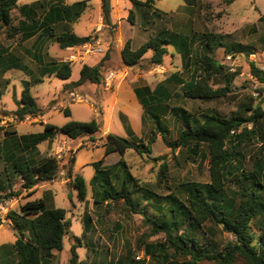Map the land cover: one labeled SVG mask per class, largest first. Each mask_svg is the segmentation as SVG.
Listing matches in <instances>:
<instances>
[{
	"label": "rangeland",
	"instance_id": "374dc122",
	"mask_svg": "<svg viewBox=\"0 0 264 264\" xmlns=\"http://www.w3.org/2000/svg\"><path fill=\"white\" fill-rule=\"evenodd\" d=\"M79 1L83 0H18L17 6L27 5L31 7L34 5L32 7L34 15L30 16L34 18V22H40L44 11H48L54 4L70 6ZM137 1L143 3L146 0ZM153 1L150 8H145L142 6L135 7L131 0H108L110 12L108 18L105 19L101 9V0H90L89 7L75 23L59 24L54 33L70 32L69 28L72 26V32L75 35L85 38L84 44L97 42L99 45L96 48H99L101 53L96 55L87 54L82 57V60L79 59L71 63V77L66 81L53 78L52 83L43 82L31 87L30 93L34 98H37L38 105L46 107L48 102L55 96L52 94H54L55 89H58L59 84L78 80L79 71L83 65H95L101 62L102 82L108 73L113 72L116 74L115 81L126 80L133 76L135 86H148L149 90L163 84L171 93L167 105L170 108L183 109L197 120H201L203 115L213 113L226 118L237 113L246 118L251 114V111L243 112L242 105H247L250 101L252 108L259 107L264 113V83H259L253 78L249 70V63L251 62L264 73V45L260 43V39L264 38V0ZM130 13L132 16L131 22L128 20ZM11 18V27H17L19 22L23 20L17 10L12 11ZM8 30L9 27L4 28L0 24V49L7 48L12 52L10 54L12 57L22 56V51H33L31 45L35 38L20 42L19 34L8 35L10 34V30ZM161 31L178 33L186 37L194 34L198 35L192 52H189L188 62H186L187 67L185 61L171 46L166 47L167 54L163 56L160 65L153 66L150 64L152 54L150 51L144 55L143 60L138 65L131 68L123 65L120 53L126 42L129 43L131 50H136L150 38L156 37ZM202 34L218 36L221 45L243 48V53L229 54L225 52L223 46L217 43L209 51L208 56L222 69L219 74H214L207 81V84L212 89H228L224 97L209 102L185 98L180 84L173 80L166 81L173 74L179 75V78L185 83L190 81L194 66L192 64L193 60L202 54L199 50L205 42ZM52 42L54 40L45 45L44 43L40 45L41 47L44 45L42 51H49L50 56L55 51H61ZM74 49L72 51L79 50ZM79 51H82V49ZM245 52H250V54L245 56ZM59 54L65 55L61 52ZM22 63L26 64L28 70L30 66L31 68L35 66V62H32L28 57H23ZM200 73L198 71L199 75ZM26 75L27 73L23 69L0 73V144L6 143L14 135V127H17V133L33 132L35 134L36 131H44V127L34 119L36 117H26L21 121L23 123L19 124L20 121H15L8 113L16 108L15 101L20 99L21 92L25 87L23 81H29L30 77ZM231 75H233L232 78ZM33 76L38 78L35 72ZM79 97L81 99L86 98L88 104H86L87 106L78 103L72 105V118H85V122H88L89 117L92 116L88 107H92L95 112L101 111L98 100L96 96L84 97V95H80ZM111 102L112 100L108 99L105 106L102 107L104 120L107 119ZM55 104L58 106L62 104V101L59 100ZM66 104L65 102L62 105ZM2 108H5L4 111L1 110ZM6 109H8V112ZM50 111L45 110L43 116L50 119V122L54 125L62 124L65 120L71 119L70 116L66 117L64 115L63 110L55 113ZM151 121L150 116L143 119L141 134L139 133L140 138L135 136L130 138L134 143L141 142L148 145L149 154L141 155L133 150H128L121 157L116 153L108 158L106 157L107 160H104L103 163L113 165L120 159L124 161L131 177L137 181L138 185L152 193L147 194L152 197L151 200L143 201L141 199V204L135 212L125 206L122 201H108L93 205L89 187V179L91 178L89 176L94 174L92 167L82 170L81 175L85 180L87 194L85 200H79L77 191L72 186L74 179V174L72 175L73 146L80 145L79 148H86L87 146L92 148L95 145H101L102 140L98 138L99 133L93 138L84 137L78 140L59 138L55 148L57 151L52 152L50 156L55 158L58 163L57 179L39 184L32 190V193V191L22 190V181L16 178L13 179L10 190L0 193V264H12L15 261L11 248L16 239V230L10 220L7 219V213L11 211L18 213L20 206L24 203L38 199L47 200L50 197L54 199L56 208L66 211L65 220L70 223V232L74 235L80 237L83 228V216L86 215L90 218L91 223L89 225L94 231V242L98 244L100 241H106L108 245L105 257L109 258L108 264H125L128 257H132L134 260L138 257V264L183 262V257L173 258L170 250L166 253L156 251L151 258L145 256L144 248L146 246L162 243L165 239L162 233H152L151 226L146 221L145 216L151 219L159 217V211L166 207L161 197H165L170 193L180 200H185L186 194L183 192L185 189L183 190L181 185L186 183H197L199 185L209 183V158L205 149H201L197 156H193L187 149L177 148L172 150L166 146L165 140L168 142L176 140L178 132L184 127L181 120L172 111H167L166 114L161 116V128L159 129ZM112 122V134L125 138L123 123L117 112H114ZM244 128L247 131L253 130V134L244 136L239 149L243 157V159H240L242 172L249 174L258 158L264 160V117L259 120L255 127H252V124H243L237 132H241ZM160 129L165 131L163 135L165 140L162 139ZM70 142L76 143L68 148L67 145ZM79 142L81 143L79 144ZM225 147L230 150V143L227 142ZM92 153L94 157L98 158L101 151L96 149ZM30 158L41 159L38 152L35 153L33 149L27 153V159ZM12 172L13 169H10L9 173L13 174ZM68 172H70L71 177ZM236 177L227 184L223 191L225 199L234 202H236L235 194L237 191L241 187L247 188L249 186L248 181H244L240 176ZM111 182L118 187V181L112 179ZM132 189L130 190L132 191ZM5 194H17V196L7 200L4 199ZM45 207L49 209V207ZM142 210H144V214L141 212ZM180 229L181 231L178 230V234L184 232L183 227ZM188 234L194 233L188 232ZM194 235L199 243L204 244L206 249L211 247L221 249L233 240L220 227L208 222ZM208 243L211 245H207ZM70 244L75 245V242L69 241L68 243L65 241L67 247ZM77 250V254L84 259L85 248H77ZM164 255L165 258H163ZM88 260H90L89 257ZM199 264L212 263L204 261ZM236 264H246V262L239 258Z\"/></svg>",
	"mask_w": 264,
	"mask_h": 264
},
{
	"label": "trees",
	"instance_id": "16d2710c",
	"mask_svg": "<svg viewBox=\"0 0 264 264\" xmlns=\"http://www.w3.org/2000/svg\"><path fill=\"white\" fill-rule=\"evenodd\" d=\"M131 1L135 7L145 8H150L154 2L153 0H146L143 3L137 0ZM17 2L18 0H0V24L4 28L9 27L10 34L8 35L18 33L20 42L27 41L37 35L38 38L46 37L53 39L61 50L77 48L85 43V38L72 32L55 34L53 25L59 22L75 23L89 7L90 0L79 1L70 6L54 4L48 11H44L40 22H34V18L30 16L34 15L32 8L34 5L18 7ZM101 9L104 18L107 19L110 12L108 0H101ZM14 10H17L23 18L17 27H11V13ZM131 19L130 13L129 22ZM197 36L194 34L186 37L178 33L161 31L156 37L150 38L136 50H131L129 43L126 42L120 53V58L124 66L131 68L138 65L144 55L150 51L152 54L149 62L156 66L162 63L163 56L167 54L166 47L171 46L186 64L189 52H192L198 39ZM202 36L205 38L204 45L199 49L202 56L199 55L193 60L194 66L190 81L185 83L177 74H173L166 81L173 80L180 84L185 98L209 102L224 97L228 90L227 88L212 89L207 84V81L214 74H219L222 69L208 56L209 51L217 43L223 46L225 52L229 54L243 53V48L221 45L218 41L219 37L215 35L202 34ZM260 43L264 45V38L260 39ZM7 50V48L0 49L1 65L4 64V54ZM196 51L198 50L196 49ZM249 54L250 52L244 53L245 56ZM49 66L47 74L54 75L63 81L71 77L69 63L51 61ZM101 66V62L94 66L83 65L79 71L78 80L65 85L64 91H72L84 83L100 84ZM249 70L253 78L259 83H264V73L251 62ZM198 71L201 72L200 75ZM3 72L5 71H0V73ZM24 85L20 99L16 102V109L9 113L15 121L20 122L26 117L41 115V111L36 107L35 99L30 94L29 84L24 83ZM134 92L143 107L142 119L150 116L151 122L157 129L161 128L160 118L167 111H172L183 123L184 127L178 132L177 138L173 142L166 141L163 136L165 131L160 129L166 146L172 150L187 149L193 156H197L201 149H205L209 158V183L181 185L183 190L185 189L183 191L186 194L185 200H180L170 193L161 197L166 207L159 211V217L151 219L145 216L151 226L152 233H162L165 236L162 243L146 246L144 248L145 256L151 258L156 251L166 253L170 250L173 258L183 257L184 261L169 264H199L204 261L212 264H236L239 258L243 259L246 264H264V160L258 158L249 174L242 172L240 159L243 157L239 149L244 136L253 134V130L247 131L244 128L241 132H237L243 124H252V127H255L264 117L263 111L259 107L252 108L250 101L247 105H242L243 112L251 111V114L246 118L237 113L227 118L213 113L203 115L201 120H197L183 109L170 108L167 105L171 93L163 84L156 86L153 90H149L148 87H137ZM63 112L66 117L69 116L66 109ZM57 133L69 140H78L84 137L93 138L99 133V125L94 120L89 122L69 121L61 127L45 125L43 133L22 136L18 138V142L22 143H19L22 151L32 150L37 144L51 140ZM103 140L102 148L105 156L112 153L122 156L128 150H133L141 155L150 153L148 145L141 142L134 143L113 134H107ZM227 142L230 143V150L225 147ZM101 165L102 160L91 165L95 171L94 177L89 182L93 205L108 201H122L125 206L135 212L141 204V199L143 201L152 199L150 195H147L152 193L138 185L137 181L128 173L124 161L119 160L113 167L106 170L101 169ZM11 169H13V174L9 173L7 177L10 179H8L5 189L0 190V193L10 190L12 181L16 178L21 179V189L25 191H32L39 184L48 183L58 178V163L53 157H48L38 163L13 164ZM116 170L120 172V175L115 173ZM68 175L70 176V172ZM236 176L248 181L249 186L241 187L237 191L236 202H234L225 199L223 191ZM112 179L119 182L118 187L112 184ZM72 186L77 191L78 199L85 200L87 190L84 180L80 176H75ZM131 188H133L132 191ZM16 196L17 194H5L4 199L8 200ZM141 212L145 213L144 210ZM65 214L64 209H47L42 200L24 203L20 206L18 213L12 211L7 213V219L16 230V239L11 248L15 264H44L51 258V250L61 251L63 239L69 234L71 226L65 220ZM207 222L220 227L233 240L221 249L204 248V244L199 243L194 234L200 231ZM90 223V218L84 215V228L86 229ZM182 227L184 232L178 234V230L181 231ZM188 232L194 234H188ZM74 242L75 245L70 248V259L67 264H83L78 261L76 254L79 240L74 239ZM164 261L167 262L166 259ZM132 263L138 264V260L135 261L134 258L128 257L125 261V264Z\"/></svg>",
	"mask_w": 264,
	"mask_h": 264
},
{
	"label": "crops",
	"instance_id": "0c3cea01",
	"mask_svg": "<svg viewBox=\"0 0 264 264\" xmlns=\"http://www.w3.org/2000/svg\"><path fill=\"white\" fill-rule=\"evenodd\" d=\"M64 6H66V5H64ZM62 23L65 24V22H59V23L54 24L53 25L54 30L56 29V27L59 24H62ZM71 27L69 28L70 32H72ZM55 34H60V33L55 32ZM33 38H35V40L33 41V44L31 45V49L33 51H22L21 52L22 56L12 57L10 55L12 52L8 50L4 54L3 60H4L5 65L0 64V71L4 70L6 72L7 71L13 72V71H17L18 69H23L27 73L26 76L30 77L28 82L23 81V83L29 84V87H30L29 91H30L31 87H34L35 85H37L39 83H43V82L52 83L53 78L57 79L54 75H49L46 73V71L48 69H50L49 63L51 61L63 62L66 59V57L71 55L70 53H72V54L75 53V51H68L69 48H66L68 50H66V49L61 50L58 47L61 51H55L54 53L51 54L52 56H50L49 51H42V49H43L45 44L50 43L53 40L48 39L46 37H39L38 38V35L34 36ZM33 38H31V39H33ZM31 39H29V40H31ZM29 40H27V41H29ZM43 43H44V45H42V47H41L40 45ZM53 43H55V42H52V44ZM37 50H39V51H37ZM59 52L64 53L65 55H60ZM23 57L30 58V60L32 62H35V64H34L35 66L33 68H31V66H30V68L28 70V68L26 67V64L22 63ZM7 66H10V68H7ZM88 66H94V65H88ZM34 72L37 73L38 78L33 76ZM76 81H72L70 83H74ZM70 83L59 84L58 89H55L54 94H52L55 96H53V99L50 100V102H48V105L46 107L39 106L37 101H36L37 98H34L31 95L35 99V104H36L37 109H39L41 111V115L37 116L34 119H36L38 121L37 123H40L42 127H44L45 125H52L54 127H61L69 121L85 122L86 121L85 118H83V119L72 118L73 113L71 111V106L76 104V103L82 104L83 106H87L86 104H88L87 103L88 100L86 98H84L83 100H86V102L82 101L83 103L75 102V103H69V104L67 103L66 105H62L65 103L64 99L66 98V95L69 93H73L77 96L84 95V97L96 96L101 111L95 112L92 109V107H88L89 112L92 113L91 114L92 116L89 117V121L94 120L99 125L98 138L100 140H102V144L98 145V146L95 145L92 148H88V146L86 148H79L80 145L73 146L74 162L72 165V175L74 174L73 175L74 177L80 176L84 180V178L81 175L82 170L84 168H87V167H92L91 166L92 163H95L97 161L102 160V165L100 168L103 170H106V169L113 167V165H115L119 161L118 160L113 165L103 164L104 160L106 161L109 156L114 154V153H112V154L105 156L104 150L102 148V145L104 143L103 138L107 134H112V131H113L112 130L113 129L112 128V123H113L112 120L114 118V112L118 113V117L121 120V122L123 123L125 139L128 138L127 140L131 141L130 138L133 136L140 138V134H141L140 132H141L142 126H143L142 125V123H143L142 118H143L144 111H143V107L141 106V104L139 103V101L135 95L134 89L137 87H141V86H135L134 77L132 76L130 78H127L126 80L125 79L120 80V81L114 80L112 82V85L110 88L104 87L103 82L101 81L100 84L84 83V84L74 88L72 91L69 90L70 92L64 91L65 85L70 84ZM142 87H148V86H142ZM153 89H150V90H153ZM52 95H50V96H52ZM108 99L112 100L111 108H110L109 113L107 114V119L104 120V113L102 112V109H103L102 107L105 106V103H106V101H108ZM59 100L62 101V104H59L57 106L55 103L58 102ZM16 102L17 101H15V104H16ZM4 109L2 108L1 110L4 111ZM65 109L68 111L71 119L65 120V122H63L62 124H59V125L58 124L54 125L53 123L50 122V119L43 116V113L45 112V110H47V111L51 110L50 112L55 113V112L60 111V110L64 111ZM6 110L8 112V109H6ZM13 111H11V112H13ZM11 112H8V113H11ZM6 118H8V117H6ZM30 118H33V117H30ZM21 123H23V122H20L19 124H21ZM31 124H35V123H31ZM14 132H13L14 135L11 136L7 140L6 143L0 144V190L5 189V187L8 183V179H10L7 176H9V171H10L13 164L20 165L23 162L24 163H26V162H28V163L41 162V161L45 160L46 158L50 157L52 152L55 153L57 151V149H55V148H56L57 140L59 138L66 139L64 136H60L57 133L56 135L53 136V138L51 140H45V141L37 144L35 146V149H33L35 151V153L38 152L39 156L41 157L40 160H36V158L27 159V153L31 152L32 150L22 151L20 148L19 142H18V138H20L22 136L36 135V134H40L43 132L42 131L41 132L36 131L35 134L33 132H31V133L26 132V134L25 133H17V127H14ZM113 135H116V134H113ZM74 143H76V142H74ZM74 143L73 142L68 143L67 147L68 148L71 147L72 144H74ZM80 143L81 142H79V144ZM96 149L101 151V154L98 155V158L94 157L93 153H92V151H94ZM119 157H121V156L119 155ZM1 162H2V164H1ZM115 173L119 174L120 172H118L116 170ZM94 175H95V171H94V174L92 176H89V177H91L89 179V182L94 177ZM84 182H85V180H84ZM38 200H42L43 203L45 204V206L49 207V209L56 208L55 201L52 197H50L47 200H45V199H38ZM46 201H48V202H46ZM93 232H94L93 228H91L90 225H88L86 227V229L83 226L82 231L80 233V237H79V236H76L73 233H71L70 229H69V234L67 236H65L63 239L62 250L61 251L51 250L50 251L51 258L46 260L44 262V264H67L69 259H70V248H71L72 244H70L67 247L65 245V241H67L68 243H69V241L74 242V239L79 240V244H78L77 248H82V247L85 248L84 259L77 254L78 250L76 249V254L78 256L79 262H81L83 264H108L109 258L108 259L105 258L108 245H107L106 241H100L98 244L96 242H94L95 238L93 236ZM95 241H97V240H95ZM11 252L13 253L12 250H11ZM13 257H14V255H13ZM88 257L90 258V260H88ZM12 264H15V261H13Z\"/></svg>",
	"mask_w": 264,
	"mask_h": 264
},
{
	"label": "built area",
	"instance_id": "2783aa9c",
	"mask_svg": "<svg viewBox=\"0 0 264 264\" xmlns=\"http://www.w3.org/2000/svg\"><path fill=\"white\" fill-rule=\"evenodd\" d=\"M92 44H83L82 46L77 47L76 49H79V50L82 49V51H79V50L75 51L74 54H71L68 57H66V59L63 62L71 64V63L76 62V60L82 59V57H84L87 54H89V55L99 54L101 51H100L99 48H96V46H98L99 44L97 42H94ZM69 50L72 51V50H75V49L74 48H69ZM115 78H116V74L115 73H113V72L108 73L105 76L104 80H103L104 87L110 88L111 85H112V82L115 80ZM64 101L66 103H68V104L70 102L71 103L82 102V101L86 102V100L81 99L79 96H77V95H75L73 93L67 94L66 98L64 99ZM135 260L139 261V258L136 257Z\"/></svg>",
	"mask_w": 264,
	"mask_h": 264
}]
</instances>
